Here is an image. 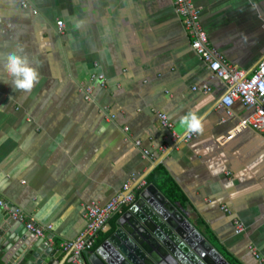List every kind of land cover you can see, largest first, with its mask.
<instances>
[{
    "label": "crops",
    "instance_id": "1",
    "mask_svg": "<svg viewBox=\"0 0 264 264\" xmlns=\"http://www.w3.org/2000/svg\"><path fill=\"white\" fill-rule=\"evenodd\" d=\"M190 1L210 47L250 76L264 56V0ZM9 52L38 71L30 91L14 87ZM202 85L208 94L192 90ZM225 88L191 49L171 0H0V200L50 225L53 264H69L61 244L85 227V207L144 182L136 195L153 185L229 264H264V139L234 132L250 112L238 102L231 116L217 109ZM189 114L199 132L181 126Z\"/></svg>",
    "mask_w": 264,
    "mask_h": 264
},
{
    "label": "water",
    "instance_id": "2",
    "mask_svg": "<svg viewBox=\"0 0 264 264\" xmlns=\"http://www.w3.org/2000/svg\"><path fill=\"white\" fill-rule=\"evenodd\" d=\"M117 227L96 251L84 253L78 264H229L153 185L136 196ZM56 253L0 209L4 264H53Z\"/></svg>",
    "mask_w": 264,
    "mask_h": 264
},
{
    "label": "built area",
    "instance_id": "3",
    "mask_svg": "<svg viewBox=\"0 0 264 264\" xmlns=\"http://www.w3.org/2000/svg\"><path fill=\"white\" fill-rule=\"evenodd\" d=\"M171 4L182 24L185 35L189 39L191 49L205 64L209 73L226 87L225 94L220 99L217 109L224 110L228 116H231V108L234 103H240L250 114L239 120L234 132L251 130L264 139V56L257 63L253 73L247 76L245 71L231 66L223 55L210 47L207 34L201 25L200 10L190 0H171ZM22 8L29 9V6L27 3H22ZM32 14L36 15L37 11L32 10ZM55 27L59 34L63 33L64 25L62 21H56ZM90 81L96 82L101 88L105 85L103 75L93 74L90 76ZM81 90L85 100L90 101L93 91L92 87L83 85ZM192 90L195 92L200 91L203 94L210 92V88L206 85L193 87ZM157 117L161 126L170 130L172 139H175L176 135L173 134V125L167 116L158 114ZM192 137H194V133L187 134L184 137L185 142H189ZM231 137L229 136L227 139ZM223 140L225 139H219L218 142L222 143ZM135 145L137 147L140 146L139 141H136ZM148 154L147 151L144 152L145 156H148ZM132 183H125L122 187L121 195L112 197L104 205L92 202L85 207V227L77 237L61 244V249L64 252L71 253V263L78 264L84 253L93 252L97 236L105 231L111 217L121 213L123 209L134 203L137 196L135 189L143 188L145 183H139L138 187H132ZM0 209L5 211L13 221L22 224L24 229L33 235L35 239L43 238L44 232L50 231L52 228L50 225L45 227L37 226L20 209L9 208L1 200ZM221 209L227 211L225 207ZM243 231V224L239 221H234V233L240 235Z\"/></svg>",
    "mask_w": 264,
    "mask_h": 264
},
{
    "label": "clouds",
    "instance_id": "4",
    "mask_svg": "<svg viewBox=\"0 0 264 264\" xmlns=\"http://www.w3.org/2000/svg\"><path fill=\"white\" fill-rule=\"evenodd\" d=\"M8 74L13 78L17 90L30 91L38 82V71L31 67L29 61L16 52H9L5 65ZM181 126L190 132H199L201 122L194 114H189L181 121Z\"/></svg>",
    "mask_w": 264,
    "mask_h": 264
},
{
    "label": "trees",
    "instance_id": "5",
    "mask_svg": "<svg viewBox=\"0 0 264 264\" xmlns=\"http://www.w3.org/2000/svg\"><path fill=\"white\" fill-rule=\"evenodd\" d=\"M0 264H4V263L1 261V259H0Z\"/></svg>",
    "mask_w": 264,
    "mask_h": 264
}]
</instances>
